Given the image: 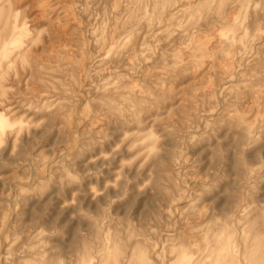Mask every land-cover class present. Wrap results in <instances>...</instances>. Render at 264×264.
I'll return each mask as SVG.
<instances>
[{"label":"rangeland","instance_id":"1","mask_svg":"<svg viewBox=\"0 0 264 264\" xmlns=\"http://www.w3.org/2000/svg\"><path fill=\"white\" fill-rule=\"evenodd\" d=\"M0 264H264V0H0Z\"/></svg>","mask_w":264,"mask_h":264}]
</instances>
